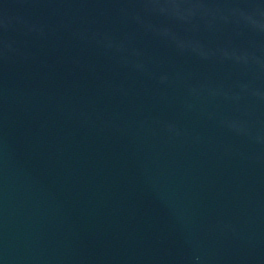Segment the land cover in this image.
<instances>
[{"label":"water","instance_id":"obj_1","mask_svg":"<svg viewBox=\"0 0 264 264\" xmlns=\"http://www.w3.org/2000/svg\"><path fill=\"white\" fill-rule=\"evenodd\" d=\"M0 264H264V0H0Z\"/></svg>","mask_w":264,"mask_h":264}]
</instances>
